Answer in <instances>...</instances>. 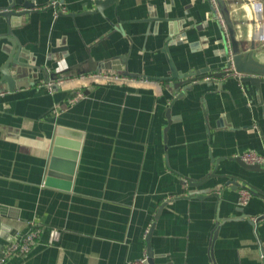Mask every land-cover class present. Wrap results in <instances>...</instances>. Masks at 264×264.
I'll list each match as a JSON object with an SVG mask.
<instances>
[{"label":"crops","instance_id":"0c3cea01","mask_svg":"<svg viewBox=\"0 0 264 264\" xmlns=\"http://www.w3.org/2000/svg\"><path fill=\"white\" fill-rule=\"evenodd\" d=\"M50 1L0 0L32 3L10 33L0 15V248L39 229L6 264H127L150 230L155 264H264V164L235 160L264 153V83L217 75L229 56L209 0ZM12 55L28 69L9 89ZM169 61L195 78H168Z\"/></svg>","mask_w":264,"mask_h":264},{"label":"water","instance_id":"95a60500","mask_svg":"<svg viewBox=\"0 0 264 264\" xmlns=\"http://www.w3.org/2000/svg\"><path fill=\"white\" fill-rule=\"evenodd\" d=\"M116 0H95L96 9L101 11L102 8L108 4H111ZM221 16L224 20L226 41H227V55L229 56L228 64L218 71L217 75H227V66L232 63L234 69L241 74L238 79L249 81L254 84L257 88L264 83V0H215ZM12 3H9L8 7L0 11V15L5 18L6 27L8 33L11 32V27L15 24H20V21H11L12 15L21 16L28 12V9L32 6V3L25 2L22 4L23 8L16 11ZM15 49H20L19 43L13 44ZM15 52V50H14ZM14 55V53H13ZM11 56L9 60L15 62L19 66L11 71L8 68L2 69V80L5 81L7 88L11 89L18 83L13 80V77L17 72L22 71L21 67H25L27 63L17 61L15 56ZM15 57V58H14ZM90 68H93L94 61L88 58L87 61ZM24 64V65H23ZM171 74L168 78L180 79L185 78V81H189L191 78H195V73L198 71L179 72L172 61H169ZM28 66V65H27ZM67 67L66 69H70ZM74 68L82 69V64H76ZM28 69V67H27ZM27 69H24L27 70ZM65 69V70H66ZM64 70V71H65ZM82 71V70H81ZM126 73L128 71L125 70ZM167 78V77H166ZM235 160L239 165L247 170H255L257 165L247 164L242 161L239 157ZM227 175L238 177L237 173H228ZM241 178V177H239ZM200 181L190 179L189 184L196 186ZM252 191L254 187H251ZM259 219V218H258ZM256 219V220H258ZM151 230L148 232L146 243H147V262L148 264H155L153 260V252L149 245V235Z\"/></svg>","mask_w":264,"mask_h":264},{"label":"built area","instance_id":"2783aa9c","mask_svg":"<svg viewBox=\"0 0 264 264\" xmlns=\"http://www.w3.org/2000/svg\"><path fill=\"white\" fill-rule=\"evenodd\" d=\"M91 1H95V0H91ZM61 2H62L61 0L60 1L51 0L49 4L56 8L55 9L56 13L66 12V9L64 6L59 8V5L61 4ZM209 2L211 3V6H212V12L215 14L220 25L225 31L224 20L218 9L216 1L209 0ZM226 70L228 74L233 75L237 78L241 76V74L234 69V66L232 63H230L227 66ZM91 74L94 76L102 77L110 81H114L120 78V75H118L117 73H112V72H107V71H95V72H92ZM65 78L67 77L59 76L53 79H49L46 85L48 86L49 89H52L53 87L60 85L64 81ZM81 94H82L81 91H76L73 97L69 99V102H73L77 100L81 96ZM237 156L247 164H254V165L264 164V153H258L257 151H254V150H244ZM251 193H252L251 188L245 184H242L238 188L237 203L240 205L246 204L251 196ZM252 220L255 221L256 217H253ZM49 230H50V237L48 239V242H55L59 238L60 230L56 228H50ZM38 232H39L38 228L31 227L28 231H26L25 233H23L16 239L9 241L3 247H1L0 248V264H6V260L15 254H19V255L26 254L31 249L34 242L36 241ZM127 264H148L147 252H144L142 257L140 258L128 261Z\"/></svg>","mask_w":264,"mask_h":264},{"label":"trees","instance_id":"16d2710c","mask_svg":"<svg viewBox=\"0 0 264 264\" xmlns=\"http://www.w3.org/2000/svg\"><path fill=\"white\" fill-rule=\"evenodd\" d=\"M66 73H67L66 71H62V72H60V73H58V74L56 73V75L59 77V76H64V75H66ZM57 76H56V77H57Z\"/></svg>","mask_w":264,"mask_h":264}]
</instances>
